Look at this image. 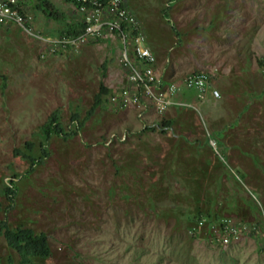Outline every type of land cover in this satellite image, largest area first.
Here are the masks:
<instances>
[{
  "label": "rangeland",
  "instance_id": "1",
  "mask_svg": "<svg viewBox=\"0 0 264 264\" xmlns=\"http://www.w3.org/2000/svg\"><path fill=\"white\" fill-rule=\"evenodd\" d=\"M51 1L60 20L17 0L32 31L57 39L84 15ZM126 5L167 83L218 68L222 97L184 90L173 99L189 105L164 111L154 98L114 101L136 90L116 34L78 47L33 37L34 55L10 43L0 52V226L47 235L51 256L32 264H264V0ZM54 112L69 136L47 138ZM224 218L242 228L228 244ZM0 264H20L3 233Z\"/></svg>",
  "mask_w": 264,
  "mask_h": 264
},
{
  "label": "built area",
  "instance_id": "2",
  "mask_svg": "<svg viewBox=\"0 0 264 264\" xmlns=\"http://www.w3.org/2000/svg\"><path fill=\"white\" fill-rule=\"evenodd\" d=\"M79 6L84 15V29L73 36H62L52 39L37 35L27 24L25 15L18 7L17 0H0V24L15 22L22 26L28 34L38 39L48 41L53 46H74L84 44L90 37H101L106 33L116 34L121 42V61L126 71L128 81L136 90L122 89L115 94L114 101H122L124 106L141 103L142 97L154 98L160 111L170 106L189 105L173 99V96L184 90L197 92L201 99L207 95L220 99L222 94L213 84L212 76L217 70L198 71L187 74L179 81L163 82V77L157 70V58L146 43L145 33L139 19L134 16L126 5V0H109L106 5L97 0H82ZM264 72V58L260 62ZM239 225V224H238ZM231 224V219L224 218L221 222L222 242L228 244L240 238L242 228Z\"/></svg>",
  "mask_w": 264,
  "mask_h": 264
},
{
  "label": "trees",
  "instance_id": "3",
  "mask_svg": "<svg viewBox=\"0 0 264 264\" xmlns=\"http://www.w3.org/2000/svg\"><path fill=\"white\" fill-rule=\"evenodd\" d=\"M75 2L78 9L82 0H71ZM103 5H106L109 0H97ZM38 7L43 10L44 14L48 17H51L55 20H60L62 14L56 9L51 0H38ZM19 6L21 7L20 3ZM21 12L23 10L20 8ZM24 14V13H23ZM85 27V22H68L67 27L62 31V36H73L80 33ZM163 82L167 83L163 78ZM109 90L101 88L100 94L97 95V104L102 102V94H107ZM44 133L47 138H50L53 134L69 136V133L65 132V129L60 124L59 115L57 112H54L52 116L47 120L43 126ZM28 157L35 163L36 160L32 155ZM14 189L8 187L7 192L9 194H14ZM200 214V215H199ZM196 215V218H201L206 216L208 219H211L215 214L211 212L202 213L200 212ZM202 214V215H201ZM0 233H3L8 245L13 248L20 257V264H32L33 261L37 258L46 259L51 256V247L47 238V235L44 232L36 233L34 230L29 228H10L5 222L1 223Z\"/></svg>",
  "mask_w": 264,
  "mask_h": 264
},
{
  "label": "crops",
  "instance_id": "4",
  "mask_svg": "<svg viewBox=\"0 0 264 264\" xmlns=\"http://www.w3.org/2000/svg\"><path fill=\"white\" fill-rule=\"evenodd\" d=\"M33 37L35 36L28 34L22 26L15 22L0 24V52L7 50L10 43H13L12 45L17 44L18 49L24 53L34 55V50L38 48V41ZM1 64H6V60H0ZM0 73H2L1 68Z\"/></svg>",
  "mask_w": 264,
  "mask_h": 264
}]
</instances>
